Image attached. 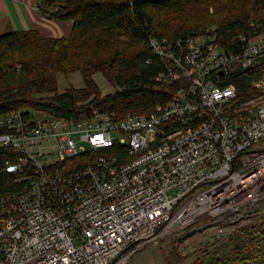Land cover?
<instances>
[{
  "label": "built area",
  "instance_id": "1",
  "mask_svg": "<svg viewBox=\"0 0 264 264\" xmlns=\"http://www.w3.org/2000/svg\"><path fill=\"white\" fill-rule=\"evenodd\" d=\"M253 30L237 50L212 34L177 56L150 39L171 60L155 81L186 84L149 114L0 116L13 177L0 193V264H124L203 217L222 234L264 200V71L251 83L260 95L220 85L263 62L264 28Z\"/></svg>",
  "mask_w": 264,
  "mask_h": 264
},
{
  "label": "trees",
  "instance_id": "2",
  "mask_svg": "<svg viewBox=\"0 0 264 264\" xmlns=\"http://www.w3.org/2000/svg\"><path fill=\"white\" fill-rule=\"evenodd\" d=\"M43 7L49 19L72 22L71 33L67 38H43L36 30L0 35V116L18 110L64 119L88 117L94 111L116 119L146 115L173 101L186 84L155 81L171 60L154 54L150 39L165 40L177 56L186 52L188 40L215 34V43L232 51L240 47L239 36L248 39L254 28H264V0H45ZM209 8L220 18L209 21L200 14ZM190 11L196 14L192 19L187 18ZM157 12L180 14V22L166 32L156 23ZM263 71L264 60L220 85H233L242 94ZM74 73L84 87L56 94L57 76ZM95 73L115 87L112 94L97 95L91 78ZM38 93L51 96L32 97ZM10 160L11 150L0 147V193L12 185L13 177L5 171ZM256 223L190 264H264V221Z\"/></svg>",
  "mask_w": 264,
  "mask_h": 264
},
{
  "label": "rangeland",
  "instance_id": "3",
  "mask_svg": "<svg viewBox=\"0 0 264 264\" xmlns=\"http://www.w3.org/2000/svg\"><path fill=\"white\" fill-rule=\"evenodd\" d=\"M207 10V11H206ZM208 12V14H207ZM189 19L196 16L193 12H188ZM200 14L207 16V20L211 17L220 18L215 15L213 9H200ZM226 13L221 14L223 18ZM180 14H173L168 12H157L154 14L156 23L165 28L166 32L174 30L172 26L179 24ZM212 30L213 28L210 27ZM204 38H198L197 42L201 43ZM92 80L95 84L96 93L98 96H105L112 94L115 87L112 86L106 77L101 73L92 75ZM81 76L78 73L70 75H58L56 79V94H60L69 90H81L83 88ZM260 95V91L255 86L250 85L245 93L241 96ZM50 94H33L35 99H44L50 97ZM90 100L81 102L85 104ZM264 102V98L259 101ZM257 102V103H259ZM38 119L46 118L45 114H39ZM53 159L48 160L51 162ZM175 191H170L168 195H174ZM260 220L264 221V200L258 202L255 206L246 210L240 217L235 219L233 224L227 225L222 234L216 230V224L210 221L209 218H201L194 225L186 228H176L164 238L160 239L155 244H149L139 250L134 256L130 257L124 264H190L197 257H200L206 252H213L215 248L223 246L229 239L235 236V233L241 228H246L250 225L258 224Z\"/></svg>",
  "mask_w": 264,
  "mask_h": 264
},
{
  "label": "crops",
  "instance_id": "4",
  "mask_svg": "<svg viewBox=\"0 0 264 264\" xmlns=\"http://www.w3.org/2000/svg\"><path fill=\"white\" fill-rule=\"evenodd\" d=\"M45 0H0V35L36 30L43 38H67L72 22L49 19L44 15Z\"/></svg>",
  "mask_w": 264,
  "mask_h": 264
}]
</instances>
